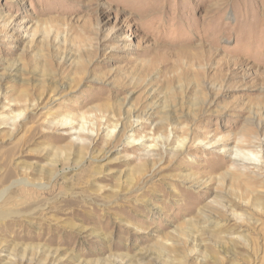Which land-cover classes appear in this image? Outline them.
<instances>
[{
    "label": "rangeland",
    "instance_id": "374dc122",
    "mask_svg": "<svg viewBox=\"0 0 264 264\" xmlns=\"http://www.w3.org/2000/svg\"><path fill=\"white\" fill-rule=\"evenodd\" d=\"M1 179L0 264H264V0H0Z\"/></svg>",
    "mask_w": 264,
    "mask_h": 264
},
{
    "label": "bare ground",
    "instance_id": "6f19581e",
    "mask_svg": "<svg viewBox=\"0 0 264 264\" xmlns=\"http://www.w3.org/2000/svg\"><path fill=\"white\" fill-rule=\"evenodd\" d=\"M4 181H5V179H4ZM3 182V180L1 179L0 180V183H2ZM2 197H3V195H0V200L2 199ZM8 215H4V217H7Z\"/></svg>",
    "mask_w": 264,
    "mask_h": 264
}]
</instances>
